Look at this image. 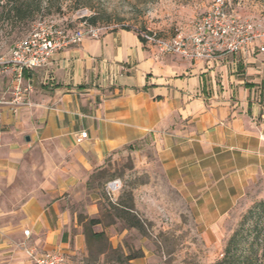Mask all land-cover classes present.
Here are the masks:
<instances>
[{
	"label": "crops",
	"instance_id": "crops-1",
	"mask_svg": "<svg viewBox=\"0 0 264 264\" xmlns=\"http://www.w3.org/2000/svg\"><path fill=\"white\" fill-rule=\"evenodd\" d=\"M261 47L264 37L189 61L120 28L24 72L26 105L16 113L0 105V264H34L27 250L59 251L73 264L86 247L75 192L119 152L133 178L143 175L132 182L130 213L153 229L187 218L203 235H221L251 189L264 194ZM11 81L0 67V100L11 99ZM88 198L86 212L97 213L96 192Z\"/></svg>",
	"mask_w": 264,
	"mask_h": 264
},
{
	"label": "rangeland",
	"instance_id": "rangeland-1",
	"mask_svg": "<svg viewBox=\"0 0 264 264\" xmlns=\"http://www.w3.org/2000/svg\"><path fill=\"white\" fill-rule=\"evenodd\" d=\"M212 1L29 0L33 10L31 17L15 24L0 20V54L7 55L15 43L24 39L33 26L43 20H52L65 31L76 30L86 21L106 31L137 28L169 36L176 27L189 30ZM5 2L0 0V5ZM231 9L264 29V0H231ZM130 168L131 159L119 152L104 169L92 175L86 189L76 190L77 201L72 206L76 224L86 239V247L83 253L72 258L73 264H212L223 257L232 239L240 251L248 253L252 243L254 250L258 249L255 238L259 239L264 232V194L260 188L251 189L224 220L223 233L218 237L203 235L187 218L173 224L164 220L167 225L164 229H153L145 219L122 208H132V182L143 179L142 173L133 178ZM115 178L121 180L122 187L115 199L110 200L104 185ZM90 190L98 197V211L92 215L86 212ZM133 217L141 223L140 230H132ZM90 220L97 223L91 224ZM94 231L102 234L99 241L89 236ZM133 256H138L136 262L127 259Z\"/></svg>",
	"mask_w": 264,
	"mask_h": 264
},
{
	"label": "built area",
	"instance_id": "built-area-1",
	"mask_svg": "<svg viewBox=\"0 0 264 264\" xmlns=\"http://www.w3.org/2000/svg\"><path fill=\"white\" fill-rule=\"evenodd\" d=\"M103 30L86 21L73 31L63 30L52 20L37 22L5 58L0 57V67L8 66L12 71L11 99L0 100V105H7L12 113H16L18 108L26 105V96L31 91V87L24 84V72L46 67L55 52L79 44L85 37L97 39ZM134 31L158 54L178 55L189 61L206 60L217 53H237L254 40L264 37L263 28L231 9V0H213L189 30L176 27L168 37L150 30L134 28ZM259 51L263 52L264 47ZM86 137L87 133L81 132L76 142L80 143ZM121 187V180L115 178L105 183L104 191L110 200H114ZM28 234L29 231L25 230L24 235ZM26 254L34 264H65V258L59 251L36 255L33 250H27Z\"/></svg>",
	"mask_w": 264,
	"mask_h": 264
},
{
	"label": "trees",
	"instance_id": "trees-1",
	"mask_svg": "<svg viewBox=\"0 0 264 264\" xmlns=\"http://www.w3.org/2000/svg\"><path fill=\"white\" fill-rule=\"evenodd\" d=\"M4 5H0V20L9 22L10 24H15L17 22H22L23 20L29 18L33 14L32 6L29 0H5ZM91 23H94V19H90ZM126 210L130 211L132 208L123 206ZM132 222L131 227L138 230L142 228L141 223L135 219ZM91 224H95L94 220H90ZM89 236L93 239L100 240L102 237L101 233H91ZM254 243L258 246L257 250H254V244L250 245V250L248 253L245 251H240L234 245L235 241L232 239L225 248L224 255L221 259L217 260L212 264H264V232L261 236L255 238ZM138 256L128 257V260L137 258Z\"/></svg>",
	"mask_w": 264,
	"mask_h": 264
},
{
	"label": "water",
	"instance_id": "water-1",
	"mask_svg": "<svg viewBox=\"0 0 264 264\" xmlns=\"http://www.w3.org/2000/svg\"><path fill=\"white\" fill-rule=\"evenodd\" d=\"M28 138H26V140H27Z\"/></svg>",
	"mask_w": 264,
	"mask_h": 264
}]
</instances>
